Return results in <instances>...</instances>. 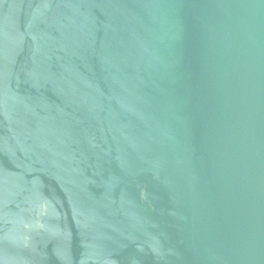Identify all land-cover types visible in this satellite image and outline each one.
<instances>
[{"label": "water", "instance_id": "obj_1", "mask_svg": "<svg viewBox=\"0 0 264 264\" xmlns=\"http://www.w3.org/2000/svg\"><path fill=\"white\" fill-rule=\"evenodd\" d=\"M0 264H264V0H0Z\"/></svg>", "mask_w": 264, "mask_h": 264}]
</instances>
